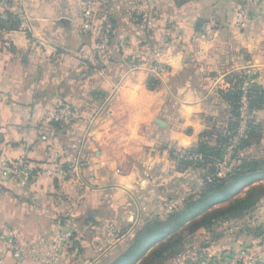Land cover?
Wrapping results in <instances>:
<instances>
[{
    "label": "crops",
    "instance_id": "obj_1",
    "mask_svg": "<svg viewBox=\"0 0 264 264\" xmlns=\"http://www.w3.org/2000/svg\"><path fill=\"white\" fill-rule=\"evenodd\" d=\"M15 3L31 28L4 26L0 12V152L26 154L35 176L0 179V235L14 230L24 250L19 259L0 236V260L45 264L70 232L59 264H115L144 219L179 208L184 184L198 191L197 171L180 167L181 154L196 150L205 131L225 128L226 77L251 75L264 88V0H97L102 21L117 25L128 48L101 66L86 57L96 38L81 30L82 0ZM243 7L249 21L240 24ZM139 14L156 16L164 34L154 89L155 52L141 46ZM61 110L72 115L57 119ZM253 117L261 137L243 154L259 159L263 175L264 107ZM57 161L73 170L40 176ZM254 211L264 220V196ZM256 249L264 255V244Z\"/></svg>",
    "mask_w": 264,
    "mask_h": 264
},
{
    "label": "trees",
    "instance_id": "obj_2",
    "mask_svg": "<svg viewBox=\"0 0 264 264\" xmlns=\"http://www.w3.org/2000/svg\"><path fill=\"white\" fill-rule=\"evenodd\" d=\"M15 4V0H7ZM97 4V0H96ZM95 22H103L95 7ZM156 17V16H155ZM143 15L139 14L137 17L138 23L144 26V34L140 36V43L148 48H152L153 52L158 49H164V44L160 42L162 31L157 22L156 31H152L147 26V18L143 21ZM157 19V18H156ZM14 22L11 19L4 22V26L12 27ZM113 25V24H112ZM164 36V34H163ZM100 38H96L94 42L93 53L97 57V62H92V65H104L106 61L112 59V54L118 51L122 55L126 52L125 48L120 47L121 37L116 24L113 25L109 33V48L107 51L98 53L95 52V43ZM153 62V61H152ZM245 75L242 73L233 72L226 77V81L230 87L225 91H221L225 100L230 105L229 118L226 122L225 128H215L207 130L202 134V139L196 150L192 153L200 155L205 163L193 164L195 160L182 161V168L196 165L197 167H204L207 170L206 175H211L212 179L209 181L208 176L205 177L203 189L198 194H193L186 198L179 208L173 210L165 219L156 218L151 224H147L144 228L138 231L135 237V242L124 254L119 258L115 264H136L139 257H141L148 250L152 249L157 240L168 234H173L178 231L183 225L190 223L193 219H198L206 212V216L201 221L194 225L192 232L199 229V227L210 229L213 225L221 219H229L231 217H244L251 214L258 206L264 193L260 192L256 184L262 175L260 171V161L258 158L249 157L248 154H243L254 142H257L261 135V125L256 123L253 116L248 119L247 128L244 136L241 138L237 148L232 157V167L225 175L219 176L215 167H212L214 160L220 159L224 155L226 144L234 138L237 134V129L240 125V108H241V85ZM159 79L149 77L148 86L154 89L158 86ZM249 109L253 113L257 109L264 107V88L255 82L252 84L248 93ZM64 124L62 122H55L56 126ZM63 128V126H62ZM201 161V160H200ZM204 164V165H202ZM68 168L69 164H64ZM249 187L247 190L246 188ZM247 190V191H245ZM243 194V195H240ZM220 204L215 209V205ZM211 209V210H210ZM210 210V215L207 213ZM201 218V217H200ZM182 243L181 239L169 242L166 247L157 248L153 251L152 259L143 264H165L166 260L176 255V249ZM192 262V263H191ZM185 264H198L196 261L187 259Z\"/></svg>",
    "mask_w": 264,
    "mask_h": 264
},
{
    "label": "rangeland",
    "instance_id": "obj_3",
    "mask_svg": "<svg viewBox=\"0 0 264 264\" xmlns=\"http://www.w3.org/2000/svg\"><path fill=\"white\" fill-rule=\"evenodd\" d=\"M24 13H27L26 10L24 11ZM11 21H13L14 24L17 23V26H19L21 22V20H19V22L17 20ZM29 26L31 27L30 20ZM28 27L23 28L22 26H20L19 28H21L22 31L27 32L30 31ZM156 60L158 61V59ZM160 65L164 70L162 64ZM228 85L230 86V84ZM242 108L243 106L241 105L240 115L242 112ZM253 115L254 112L252 113L250 109H248L245 118V131L247 128L248 119H251ZM231 141L229 142V144L232 143ZM229 144H226L225 146L224 155L227 154ZM233 154L234 152L231 153V157H233ZM252 156L253 155H249V157ZM223 157L214 160V163L212 164V167H215L216 170H218V173L223 171L226 166L230 167L231 164V161L228 160L229 162L227 163V165H222ZM198 159L199 161H194L193 164L205 163L203 158ZM175 164H179V160L174 162V165ZM179 165L182 168V163H180ZM190 166L197 171V173H194L195 175H197V179L195 178L194 181L197 180L199 186L197 188L198 191H196V189L193 191L191 183L184 184L183 188L181 189L184 196H182L183 201L193 194L200 193V191L204 187L205 177L208 176L209 181L212 179L211 175H206L207 170L204 167H197L196 165ZM193 175L189 174L187 175V177L191 179V177L195 176ZM219 176H223V174L219 173ZM256 187H258L261 193H264V181ZM246 189L248 190L249 187H247ZM218 206H220V204L215 205V209ZM210 210L207 212L209 213V215L211 213ZM206 215L207 214L205 212L202 216H199L198 219L191 220L190 223L183 225L178 231L174 232L173 234H168L167 236H164L161 239L157 240L154 247L150 249L149 252L144 253L141 257H139V259L137 260V264H143L148 260L150 261L152 259L153 251L160 247H166L165 245H168L169 242L175 241L176 239H181L182 243L178 246L176 252L174 250V252L172 253H177L178 250L179 252L176 255L169 257L166 260L165 264H185V261H187V259H189L190 261H196L198 264H262V262L264 261V255L261 253L263 251L261 252V250L256 249V246H258L259 244H264V234L262 233V230H264V220L261 219V213H256L255 211H253L251 214L244 217H231L229 219H221L217 221L210 229L199 227V229L192 232V228L194 227L195 223L197 222L196 224H198ZM156 218L157 217L144 219L145 221L142 222L143 224H140V230L144 228L148 223L151 224L152 222H154ZM151 225H153V223Z\"/></svg>",
    "mask_w": 264,
    "mask_h": 264
},
{
    "label": "built area",
    "instance_id": "obj_4",
    "mask_svg": "<svg viewBox=\"0 0 264 264\" xmlns=\"http://www.w3.org/2000/svg\"><path fill=\"white\" fill-rule=\"evenodd\" d=\"M254 3H257L260 0H251ZM16 3L13 4L7 0H0V12L1 17L6 20H21L20 24L21 26L28 27L29 26V16L27 13H24L25 10L17 9ZM95 7H96V0H82V9H81V30L86 33L90 34L95 38H100L95 43V52L102 53L107 51L109 48V33L113 27L112 23L110 22H95L94 15H95ZM249 21V14L247 8L243 7L240 10V13L238 14V22L240 24H245ZM147 26L150 30L156 31L157 29V19L154 15H151L147 18ZM31 28L30 26L28 27ZM28 30V29H26ZM163 43V42H161ZM120 47L125 48L126 42L124 40L120 41ZM82 49L80 52L82 53ZM85 54V53H84ZM162 54V49H158L155 52V58L158 59V57ZM86 57L93 61L94 63L97 62V57L94 53L90 55H86ZM150 69L152 72V77H155L158 79L159 75L162 73L163 68L161 67L160 63L157 60H154L150 63ZM249 75V74H248ZM247 76V75H246ZM253 84V79L251 78V75L244 78L243 83L241 85L242 90V96H241V105L243 108L241 109V120H240V127L238 129L237 134L232 139V143L229 144L227 154L223 157V164L227 165L230 160L232 162L231 153L235 151L237 148L241 138L245 134V126H246V114L247 110L249 109V101H248V93L250 91V88ZM72 115V114H70ZM69 113L65 112L64 110H61L59 112V115L56 117L57 119H63L64 117L70 116ZM73 117H77V115L73 114ZM182 158H186L187 160L202 158L198 154L185 152L181 154ZM65 162L63 161H57L52 166H47L40 169V176L44 177H54L57 175H67L69 174V171L73 170V165L66 166L64 165ZM227 167V166H226ZM35 166L33 165L32 161L29 159V157L26 154H23L19 157L13 158L9 156L8 154L1 153L0 152V179L6 180V179H20L23 182H27L32 177L35 176L34 174ZM2 239L6 241V245L9 248V250H12L14 255H16L19 259L22 258V254L24 253L23 248H21L16 240L17 234L14 230L10 228H4L2 230L1 235ZM71 238V233L66 232L60 235V237L57 239V242L53 249L49 252L47 255L46 263L45 264H59L64 244ZM0 264H5V260L1 259Z\"/></svg>",
    "mask_w": 264,
    "mask_h": 264
}]
</instances>
